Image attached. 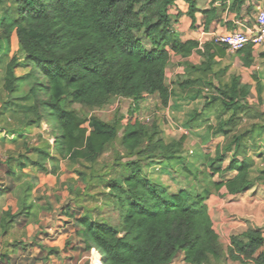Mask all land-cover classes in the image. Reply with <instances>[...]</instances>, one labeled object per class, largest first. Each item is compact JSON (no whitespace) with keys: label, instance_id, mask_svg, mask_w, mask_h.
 Returning <instances> with one entry per match:
<instances>
[{"label":"trees","instance_id":"1","mask_svg":"<svg viewBox=\"0 0 264 264\" xmlns=\"http://www.w3.org/2000/svg\"><path fill=\"white\" fill-rule=\"evenodd\" d=\"M228 1V7L204 11L198 29L208 32L224 13L239 14L249 0ZM0 7L4 14L1 36L9 40L16 33L32 68L18 78L14 62H9L0 88V132L15 136L28 126L51 128L52 120L59 132L53 142L41 134L25 141L24 145H38L28 150L34 155L30 163L52 174L58 173L61 161L91 165L78 172L86 190L80 199L86 213L76 219L84 253L96 250L102 264H174L180 256L186 264H264V224L232 237L225 247L207 204L212 196L224 199L243 194L254 184L264 186V171L254 182L249 180L254 161L247 157L246 140L251 134L237 131L240 115L250 107V87L239 77H232L229 84L204 83L212 93L202 111L217 105L228 116L206 129L203 143L220 136L230 142L224 149L218 147L215 156H207L214 173L208 168L196 173L187 170L202 191L171 193L144 172L149 163L179 159L185 139L166 141L156 121H141L140 102L157 96L160 108L169 106L172 92L166 84V69L173 55H200V65L187 67L208 73L227 49L216 42L203 47L195 41L183 43L174 35L173 16L187 15L197 29L200 11L195 0H0ZM218 46H222L219 51ZM256 48L249 44L237 53L244 67L253 65ZM114 100L132 103L124 113L118 109L111 122L89 115ZM201 117L202 113H195L189 125ZM116 141L126 161L100 166ZM232 147V159L223 169ZM229 172L237 175L225 181ZM214 174L220 175L219 181ZM106 210L118 212L117 227L104 216Z\"/></svg>","mask_w":264,"mask_h":264},{"label":"crops","instance_id":"2","mask_svg":"<svg viewBox=\"0 0 264 264\" xmlns=\"http://www.w3.org/2000/svg\"><path fill=\"white\" fill-rule=\"evenodd\" d=\"M195 1L200 11L196 15L197 29L192 28V20L187 15L179 18L173 16L171 28L181 42L195 41L200 47L214 43L215 38L230 32H245L254 28L258 12L264 10V0H249L239 14L226 12L208 32H202L198 28L204 19L203 12L211 7H228L230 2L215 0L213 5L214 0ZM3 20L4 14L0 7V27ZM219 49H222V46L216 48L217 51ZM25 57L16 33L14 32L8 40L1 36L0 31V88L9 62H14L13 72L16 77L22 78L30 73L32 68L27 64ZM217 59L211 72L198 73L188 68L187 64L200 65L203 62L200 55L193 53L188 58L172 56L166 69V84L172 92V97L169 106L161 108L159 112L166 124H162L163 121L157 123L163 137L169 136L170 140H174L171 136L175 133L182 136L202 133L204 136L208 127H216L221 119L228 116L223 115L217 105L202 111L203 104L212 93L205 84H229L232 77H239L243 85L250 87V107L247 114L240 115L241 122L237 131H248L251 134L246 144L250 149L247 157L254 161L249 180L254 182L264 171V44L257 46L254 52L255 61L250 68L244 67L238 54L228 49L225 50L224 56ZM200 79L204 81L203 84L196 82ZM186 81H189V86H181ZM198 90L202 92L197 93ZM154 97L160 107L157 96L148 97L140 103ZM197 112L202 113V117L193 122L191 127L189 122ZM168 115L181 126V132L165 131L164 127H169ZM32 127L28 126L23 131L30 133ZM41 129H44L42 125ZM41 132L29 136L42 134ZM259 135L263 137L258 138ZM3 137L5 134L0 132V142ZM229 142L227 137L220 136L205 144L210 146V154L218 147L224 149ZM37 147L38 145H0V264H87L89 255L84 253L83 241L76 234V219L86 213V204L80 203L86 190L78 172L91 165L84 161H61L57 174L43 172L29 161L34 155L29 154L28 150ZM255 149L260 151L256 152ZM234 151L235 147H232L226 153L224 163L227 162V166ZM173 161L149 163L144 172L156 183H164V176L173 178L169 174L173 170ZM23 164L27 166L22 167ZM187 164H195L194 159L189 158ZM47 168L51 170L50 161ZM236 175V172L225 173L224 180H232ZM207 204L213 222L212 208L215 206L219 209L220 217L227 226L226 230L232 228L236 219L240 229L245 231L255 228L253 222L256 227L264 224V186L254 184L243 194L224 199L212 196ZM24 205L26 208L22 210ZM7 214L18 216L12 219Z\"/></svg>","mask_w":264,"mask_h":264},{"label":"rangeland","instance_id":"3","mask_svg":"<svg viewBox=\"0 0 264 264\" xmlns=\"http://www.w3.org/2000/svg\"><path fill=\"white\" fill-rule=\"evenodd\" d=\"M140 37V35H139ZM143 43L147 48H149V45L146 40H143ZM132 102L129 100L122 101V100H114L110 106L102 109V110H95L93 112H90V116H95L98 119L104 121V122H111L113 120V117L118 109H121L122 112H126L128 108L130 107V104ZM139 109L137 111L138 117L141 119V121L145 123H152L153 121L159 122L163 121L164 119L161 116L160 110L161 108L158 105V102L156 101V98H150L145 103H140ZM74 108L77 111H80L84 113V111L81 109L80 106L75 105ZM160 115V116H159ZM176 122V120H174ZM162 124H166L165 122ZM51 128H49L48 124H43V130L41 129L40 125H34L29 131H24L22 133H19L15 136L12 135H6L3 137L2 141L0 142V145H24L25 141L30 137L29 135H35L36 133H39L42 131L41 135H43L45 138L49 139L50 141H54L55 136L59 134L58 130L55 128L54 122L51 120ZM165 131H172L169 129V127H164ZM164 131V132H165ZM173 135V134H171ZM182 135L175 133L174 136H171L173 139H179ZM169 137V136H168ZM167 136H164L166 141H170V138ZM182 137L185 139V145L183 147L182 152L180 153L179 159H176V161H173V170L169 173L173 178H169L168 175L164 176V183H160L162 186L168 188H173V190H170L171 193H176L181 190H187L192 195H197L202 191L201 185L194 179L193 176H191L187 170H190L193 173H196L199 170H203L204 168L212 169V166H210L209 163H207L206 158L207 156H215V151H212V153H208L210 151V146L203 143V134L202 133H194V134H184ZM214 147V146H213ZM256 152H259V149ZM124 152L119 145V142L116 141L114 145H111L108 149V151L103 155L101 158L100 166H109L115 162L117 163H124L126 161V158H123ZM194 159L195 164L188 165L187 161L188 159ZM227 166V162L224 163L222 166ZM108 169V168H106ZM214 173L213 169L211 170V174ZM166 174V173H165ZM215 175V174H214ZM149 177V176H148ZM151 179V178H150ZM216 181H219L220 175H215L214 178ZM151 181L155 182V180L151 179ZM162 182V180H161ZM213 216H214V226L218 234L220 235L221 242L224 244L225 247H228L231 243V239L234 236H241L242 233L245 232L244 229H240L238 224V219L235 220L234 223H232V228L230 230H226L227 226L224 223L223 218L220 217L219 209H217L215 206L212 208ZM105 217L108 219L109 223L112 226L117 227L120 223L119 214L117 211H111L108 210V212H104ZM235 218V217H234ZM254 227L256 225L254 222L252 223ZM97 253V252H96ZM98 254V253H97ZM96 254L94 251V261L92 260V254L89 255L88 264H95L96 261ZM174 264H186L184 262L183 256L178 257Z\"/></svg>","mask_w":264,"mask_h":264},{"label":"built area","instance_id":"4","mask_svg":"<svg viewBox=\"0 0 264 264\" xmlns=\"http://www.w3.org/2000/svg\"><path fill=\"white\" fill-rule=\"evenodd\" d=\"M216 43H220L227 47L230 52L238 53L245 49L249 44L260 46L264 44V10L258 12L256 16V26L245 32L234 31L223 36L215 38ZM169 128L172 131L181 132L183 129L168 115ZM4 133V132H3ZM6 134V133H4ZM7 135V134H6ZM94 251H92V260L94 259ZM94 261V260H93Z\"/></svg>","mask_w":264,"mask_h":264},{"label":"bare ground","instance_id":"5","mask_svg":"<svg viewBox=\"0 0 264 264\" xmlns=\"http://www.w3.org/2000/svg\"><path fill=\"white\" fill-rule=\"evenodd\" d=\"M95 259H96L95 264H102L101 263V258L97 254H96V258Z\"/></svg>","mask_w":264,"mask_h":264}]
</instances>
